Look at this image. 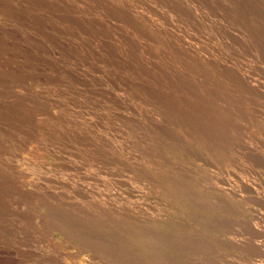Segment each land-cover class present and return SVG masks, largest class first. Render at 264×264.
<instances>
[{
  "label": "rangeland",
  "instance_id": "1",
  "mask_svg": "<svg viewBox=\"0 0 264 264\" xmlns=\"http://www.w3.org/2000/svg\"><path fill=\"white\" fill-rule=\"evenodd\" d=\"M0 264H264V0H0Z\"/></svg>",
  "mask_w": 264,
  "mask_h": 264
}]
</instances>
